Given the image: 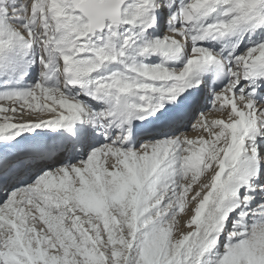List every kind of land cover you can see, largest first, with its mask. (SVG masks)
<instances>
[{"label": "snow or ice", "instance_id": "obj_1", "mask_svg": "<svg viewBox=\"0 0 264 264\" xmlns=\"http://www.w3.org/2000/svg\"><path fill=\"white\" fill-rule=\"evenodd\" d=\"M0 264H264V0H0Z\"/></svg>", "mask_w": 264, "mask_h": 264}]
</instances>
